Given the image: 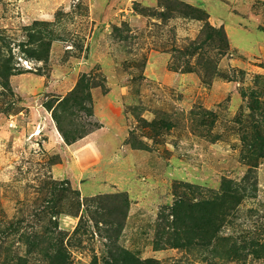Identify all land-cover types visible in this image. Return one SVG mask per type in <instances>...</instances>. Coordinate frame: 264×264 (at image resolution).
Listing matches in <instances>:
<instances>
[{
    "label": "rangeland",
    "instance_id": "obj_1",
    "mask_svg": "<svg viewBox=\"0 0 264 264\" xmlns=\"http://www.w3.org/2000/svg\"><path fill=\"white\" fill-rule=\"evenodd\" d=\"M0 46V264H264V0H0Z\"/></svg>",
    "mask_w": 264,
    "mask_h": 264
},
{
    "label": "trees",
    "instance_id": "obj_2",
    "mask_svg": "<svg viewBox=\"0 0 264 264\" xmlns=\"http://www.w3.org/2000/svg\"><path fill=\"white\" fill-rule=\"evenodd\" d=\"M40 23L36 22L34 25H39ZM30 32H29V37L31 42H40V43H26L24 45H21V48L23 50V53H25L27 55V57L30 58H35L39 61H45L47 62V59H49V53H50V48L52 46V42L55 40L53 37H50L49 41H46L45 39L47 38L44 37L42 35L41 37V33L43 32L42 30H38L33 32V28H30ZM39 34L38 35H36ZM225 35V33H224ZM33 44H38L37 48H27L26 46L28 45H33ZM228 44V43H226ZM2 47L0 46V74L2 76L6 77V80H9V77L15 74V68L12 66V59L13 57L10 56L6 57V55L3 54L2 52ZM90 85L85 83L84 78H82L79 82V84L77 85V88L72 91L67 97H64L59 104L62 107V111L65 112V114L67 113H73V108H77L80 110H86L89 111V113L91 112V110L87 109V107L85 106L86 103L91 104L92 103V95L90 92ZM48 108H52L51 105H47ZM54 119L56 120L59 130L62 133V135L65 138V141L68 144H72L74 142H76L77 140L83 138L84 136L87 135V130L84 131H80V129H75V131L73 133H68L65 129H63L62 127V121H61V117L54 111ZM264 141V138H262ZM239 190L237 188H231L230 185H227V188L224 189V195H223V202H228L227 203H211L212 205H215L213 207H215L214 209L216 210L218 207H220L222 212H226L225 209H222L223 206H230L229 208L231 209H235L236 206L241 202L242 197L238 196ZM217 200L220 201V198H217ZM228 208V209H229ZM207 212V210H205ZM216 212V211H215ZM214 212V213H215ZM228 213L225 214H221V216L227 215ZM211 215H213L211 213ZM210 215V216H211ZM182 219V218H179ZM255 245V244H253ZM256 252V251H253ZM65 257V256H64ZM66 258V257H65ZM65 258H62V260L59 259L56 260V264H67V262L65 261ZM126 258V257H125Z\"/></svg>",
    "mask_w": 264,
    "mask_h": 264
},
{
    "label": "bare ground",
    "instance_id": "obj_3",
    "mask_svg": "<svg viewBox=\"0 0 264 264\" xmlns=\"http://www.w3.org/2000/svg\"><path fill=\"white\" fill-rule=\"evenodd\" d=\"M57 131V130H56ZM39 133V132H38ZM56 134H58V132H56Z\"/></svg>",
    "mask_w": 264,
    "mask_h": 264
}]
</instances>
